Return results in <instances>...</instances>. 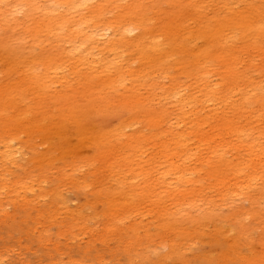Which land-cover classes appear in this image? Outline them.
Wrapping results in <instances>:
<instances>
[{"label":"rangeland","instance_id":"1","mask_svg":"<svg viewBox=\"0 0 264 264\" xmlns=\"http://www.w3.org/2000/svg\"><path fill=\"white\" fill-rule=\"evenodd\" d=\"M134 1L146 7L149 27L174 29L198 49L206 39H191L196 31L208 34L218 20L264 11V0H120L106 18ZM23 15L22 8L18 19ZM5 29L0 25V37ZM11 33L23 37L21 26ZM168 34L148 37L167 48L174 44ZM111 35L106 29L98 36L93 65L110 80L123 67L120 84L98 89L80 75L84 67L68 61L48 73L44 99L26 90L30 83L22 90V72L6 69L0 47V264H264V41L252 49L229 38L225 58L236 56L229 91L222 64L197 70L188 52L163 57L160 70L151 67L145 81H134L127 65L137 69L140 62L127 46L113 61L102 47ZM65 47L43 39L36 52ZM215 86L220 91L206 101ZM62 94L89 106L85 116L96 124L90 140L81 141L69 123L56 129Z\"/></svg>","mask_w":264,"mask_h":264},{"label":"bare ground","instance_id":"2","mask_svg":"<svg viewBox=\"0 0 264 264\" xmlns=\"http://www.w3.org/2000/svg\"><path fill=\"white\" fill-rule=\"evenodd\" d=\"M88 2L89 0H44L43 3H40L39 0H0V25H5L8 30L6 35L0 37V47L6 51L5 60L8 61L6 69L12 70L13 68L22 72L23 79L20 81V85H23L21 87L22 90H25V84L30 83L26 90L27 88H35L36 92L44 99L45 80L48 73L58 74L68 61L74 62L77 68L84 67L86 70L80 75L83 73L88 74L89 76L86 77L87 81L96 82L99 85L98 89L114 88L116 83L123 81L124 68H116L115 72L113 71L112 73L115 79L110 80L104 78L107 74L102 68L96 69V66L93 65V63L97 62L93 51L99 46L97 44L98 36L103 35L106 29H112V35L106 39L102 47L112 55L113 61L118 60L116 50L120 46H127L133 49L134 58L140 62L137 69L130 68L127 65L128 72H131L134 81L137 79L145 81L151 67L160 70L163 57L169 59L173 54L183 56L188 52L196 57L197 70L206 69L213 61H218L222 64L225 68V77L227 78L224 86L225 88L231 86L229 91L234 90L236 87L235 83L233 85L230 84L234 82V80L232 81V75L236 56L231 54L228 58H225V44L230 41L232 36L242 41L245 40L246 47L252 49L258 48L261 42L264 41V11L256 13L253 18L248 20H245L242 14H238L230 21L218 20L208 34L204 33V30L196 31L191 39H198L202 35L206 39L204 47L198 49L192 44L186 45L182 35L174 29L165 28L163 25L158 27L159 30L149 27L150 18L142 2H132L131 6L116 19H108L105 14L110 3H119L120 0H99L95 6H88ZM157 6L158 2L155 1L154 7L156 8ZM22 8L24 9V15L21 17L22 19H18V13ZM111 23L118 24L113 28ZM84 25H87V29L84 28ZM103 25L104 27H102ZM17 26L22 27L23 37L11 33ZM63 29H66L68 34L63 35ZM135 29L139 30V34L130 37V32ZM233 30H236L239 36L232 35ZM155 32L158 37L169 33L167 37H170L174 44L164 48L159 39L148 37L150 33L155 34ZM171 32H174L173 36ZM25 37H28L29 41L24 42ZM50 37L51 39H49ZM43 39L54 43H66L67 47L57 49V53L54 54L49 51L38 53L36 52V46ZM148 39L149 41H147ZM52 47L50 45V49ZM178 64L182 65L183 61H179ZM109 66V63L105 64L104 68L106 71H108L107 68ZM81 70L79 69L78 73ZM204 73L199 74V78L203 77ZM243 75L245 80L248 81L247 89L253 90L254 87L248 77H246L245 73ZM63 79L64 75L61 74L60 80ZM220 86L223 85L220 84ZM12 91H14V88L10 89L9 97L11 99ZM219 91L220 89L215 86L208 89L203 96L207 98L206 101H210L211 97L216 96ZM69 95L62 94L57 100V103L61 104L62 113L54 114L57 116V118L54 117L56 120L55 124L60 126L56 129L65 130L66 124L69 123L78 137H80V140H86L96 124L91 118L89 119L85 116L89 106L75 105L74 99L67 98ZM263 99L260 98L259 100L263 101ZM87 100L90 102L89 98ZM191 102L192 98L189 96L185 97L181 103L183 104L182 106H185ZM116 103L120 104L123 102L119 100ZM241 103L243 102L241 101ZM106 112V109L100 112L98 117L105 116ZM145 113L152 119L153 115L149 109H146ZM54 115L50 116V118H53ZM135 116L136 113L133 111L130 118ZM32 117H34V113H32ZM45 130L42 129L43 136ZM101 133L100 135L96 134L99 135L98 137L105 135L103 132ZM67 154L76 155L73 151Z\"/></svg>","mask_w":264,"mask_h":264}]
</instances>
